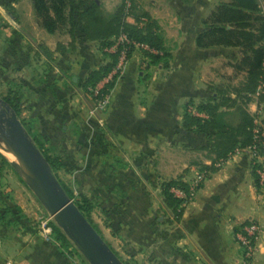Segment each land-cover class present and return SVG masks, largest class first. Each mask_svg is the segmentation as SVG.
<instances>
[{"label": "crops", "instance_id": "crops-1", "mask_svg": "<svg viewBox=\"0 0 264 264\" xmlns=\"http://www.w3.org/2000/svg\"><path fill=\"white\" fill-rule=\"evenodd\" d=\"M97 1L111 13L121 0ZM133 1L157 20L171 54L169 67L146 66L143 50L134 47L108 108L97 111V118L83 122L69 100L61 104L54 95L66 75L82 94L84 79L110 60L118 39L104 48L101 41L78 32L76 51L55 52L59 42L71 37L66 31H46L33 0H0V76L7 73L9 82L22 77L23 85H39L33 91L48 93L51 105L44 121L48 127L63 124L57 155L63 167L71 159L72 171L86 175L88 192L83 195L96 200L93 226L121 261L240 264L235 233L240 225L257 220L262 232L256 259L264 264V186L257 185L251 161L235 155L213 170L214 157L199 149L207 145V136L181 126L189 102L212 94L209 85L237 84L245 76L234 68L242 57L240 47L197 44L208 18L230 0ZM260 6L264 15V0ZM127 21L135 23L131 16ZM43 47L53 52L50 57ZM37 67L44 78L33 77ZM24 73L28 75L19 76ZM49 73L52 78H47ZM247 110L264 120V101L254 97ZM191 111L198 114L195 107ZM0 147L10 161L4 148L11 150L3 142ZM203 172L204 181L183 202L177 218L163 200V183L180 180L190 193ZM77 180L80 184V176ZM38 209L0 202V264H89L78 250L45 238L34 223Z\"/></svg>", "mask_w": 264, "mask_h": 264}, {"label": "trees", "instance_id": "trees-1", "mask_svg": "<svg viewBox=\"0 0 264 264\" xmlns=\"http://www.w3.org/2000/svg\"><path fill=\"white\" fill-rule=\"evenodd\" d=\"M260 2L261 0H230L220 4L208 18L207 28L197 38V44L201 48L240 47L242 57L234 64V68L239 73H245L244 78L237 84L209 85L212 94L196 103L190 101L183 116L181 126L186 132L207 136V145L199 149L207 151L208 155L214 157L213 170L218 169L214 166L216 161L226 160L236 149L246 147L254 141L255 115L247 110V105L254 97L260 102L264 101V15ZM33 7L40 25L46 31L49 33L66 31L71 37L70 41L59 42L55 52L76 51L78 32L88 40L101 41L104 48L110 47L114 39L125 35L130 41L145 43L158 51L152 53L143 50L148 66L169 67L171 54L165 48L157 20L148 12L141 11L133 0H121L111 13L106 12L97 0H33ZM130 16L135 19V23L127 21ZM124 46L125 44H120L114 53L109 54V61L86 77L82 87L87 92L92 87L94 89L112 71ZM42 49L49 57L53 53L45 47ZM133 49L134 46L129 47L128 58ZM115 82L116 78L105 90L113 89ZM7 102L13 106L14 101L10 98H7ZM191 107H195L198 114L193 113ZM13 110L17 114L20 113L17 105L13 106ZM0 157L8 162L2 153ZM47 159L53 169L63 167L58 155ZM254 174L256 183L260 186L258 177L255 172ZM21 179L24 181L22 177ZM59 183L67 196L77 200L75 204L89 220L88 214L94 207L92 202L85 195L75 197L68 186L62 181ZM173 188L188 192V187L180 180H169L162 185L165 204L174 211L177 218H180L184 201L175 196ZM53 231L55 239L62 246L69 248L68 244L72 242L66 233L57 225Z\"/></svg>", "mask_w": 264, "mask_h": 264}, {"label": "rangeland", "instance_id": "rangeland-1", "mask_svg": "<svg viewBox=\"0 0 264 264\" xmlns=\"http://www.w3.org/2000/svg\"><path fill=\"white\" fill-rule=\"evenodd\" d=\"M113 1L115 2L116 0H113ZM145 63L147 66L148 65L147 61ZM39 69L40 67H37L36 70H33L32 72L33 77L35 76L37 80L40 77L44 78L43 69L42 70L41 69L39 70ZM24 75H28V74L24 73L19 76H24ZM49 77H51V73L48 74L47 78ZM63 79L65 80L66 84L65 82H62V84L59 87V90H56V93L54 95V98L57 101H59L58 103L63 104L64 100H67V102L69 100L73 106L72 108L77 109L79 117L83 120V122H85L86 120H90L91 117L97 118L98 110L96 109V99L94 98V95L92 93L94 90L93 87L89 89V92H90L89 93L81 86V91H82V94H81L79 90L74 88L76 85L73 84L71 76L66 75V78H63ZM22 80L23 78L20 77V79L16 80V82L14 81L9 82V79L7 78V73H6V77L0 76V99L2 100V104L4 105V107H6L7 105L9 106L10 104L7 102V98H10V100L14 101L13 106L15 105L18 106V108L20 109V113L17 114V112L13 110V106L10 105L11 111H14L17 114L18 119L21 121L26 134L28 135L30 141L32 142L35 149L37 150L38 154L49 165L57 181V184L61 185L59 182L62 181L73 192L75 197L85 194V192H88L87 186L89 185L87 183V180L85 179L86 175L77 174L74 171H72L73 167L70 161L71 159L67 161V165L65 167H59L58 169H53L51 167V164L49 160L47 159V157L53 158L57 154H59L56 146L58 144L57 142L58 138L62 136L63 124L57 123V125L50 124L49 127L47 126V124L44 121V118L47 113V107H50L51 105L49 104L50 97L47 96L48 93L46 92L41 93L39 91L35 92L33 90L34 89L38 90L39 85L35 86L33 84L31 87H29V85L25 86L22 84ZM41 87L42 86H40V88ZM64 88L66 90L65 92H64ZM50 94L52 95L51 92ZM93 104H94L95 109H93L92 111L91 106ZM11 160L12 161L8 160V162H5L0 157V202H1V205L7 206L8 204H10L11 207L13 208L23 205L25 206V209L28 211L38 207L39 208L38 212L42 211V212H45V214L47 215L49 214L52 215L42 204L40 199L37 197V195L34 192V188L31 185H29L25 179L24 181L28 185L24 181H22L20 177L21 175L19 173L21 168L18 167L14 163L15 161L14 159H11ZM79 176L81 180L80 184H78V180H77V177L79 178ZM68 197L71 199L73 203L77 201L75 198H71L70 196ZM90 201L93 202V204H95L94 202H96V200H90ZM88 218H89L88 221L93 225L95 219L93 218L91 213L88 214ZM34 223H35V226L37 227L38 223L36 222V220ZM55 225L59 227V225L56 223V220L53 216L52 221H51V226L53 229ZM55 238H56V235L53 231V240H48V241H50L51 243L52 242L60 243ZM68 239L70 240V242H72V240L69 237ZM72 244L74 243L72 242ZM72 244L70 243V245L68 244V246L76 250L75 244L74 245ZM121 262L123 264H127V262L124 260H122ZM133 262L132 264H134Z\"/></svg>", "mask_w": 264, "mask_h": 264}, {"label": "water", "instance_id": "water-1", "mask_svg": "<svg viewBox=\"0 0 264 264\" xmlns=\"http://www.w3.org/2000/svg\"><path fill=\"white\" fill-rule=\"evenodd\" d=\"M0 138L19 153L33 172L38 182V187L34 188L35 194L85 260L89 264H123L61 185L57 184L49 165L38 154L17 114L11 111L10 106L4 107L1 99Z\"/></svg>", "mask_w": 264, "mask_h": 264}, {"label": "built area", "instance_id": "built-area-1", "mask_svg": "<svg viewBox=\"0 0 264 264\" xmlns=\"http://www.w3.org/2000/svg\"><path fill=\"white\" fill-rule=\"evenodd\" d=\"M130 3H128V6ZM125 44L121 50L120 58L116 66L112 71L104 77L94 88L93 95L96 97V109L100 112H104L110 103L111 91L105 90L106 86L116 80L123 74V71L127 65L128 57L127 53L130 46L139 47L142 50H147L152 53H158L157 50L149 47L145 43H139L130 41L125 35L118 38L117 46ZM129 45V46H127ZM245 155L251 161L252 169L256 173L260 186H264V123L260 118V114L255 115V127H254V141L252 144L238 148L231 156ZM230 156V157H231ZM225 160L221 159L214 163V166L220 168ZM213 164V163H212ZM206 172L199 174L197 180L192 186L190 193L180 189L173 188L175 196L183 199L186 202L192 195L194 190L204 181ZM53 216L47 215L45 212L39 211L37 213L36 222L38 228L42 231L47 240H53V228L51 226ZM262 232V226L257 220H250L249 222L242 224L238 227L235 236L236 240L242 251V258L240 264H257V253L259 251V237Z\"/></svg>", "mask_w": 264, "mask_h": 264}, {"label": "bare ground", "instance_id": "bare-ground-1", "mask_svg": "<svg viewBox=\"0 0 264 264\" xmlns=\"http://www.w3.org/2000/svg\"><path fill=\"white\" fill-rule=\"evenodd\" d=\"M0 142H3L5 144V142L0 138ZM6 145V144H5ZM10 150L8 151V149L4 148V151L7 152L9 154V159L10 161H12L11 159H14V163L21 168V170L19 171L20 175L33 187V188H37L38 187V182L33 174V172L28 168V166L25 164V162L23 161V159L21 158V156L19 155V153L14 149V148H10L8 145H6ZM1 149V147H0Z\"/></svg>", "mask_w": 264, "mask_h": 264}]
</instances>
